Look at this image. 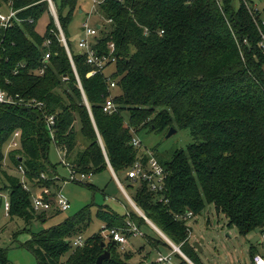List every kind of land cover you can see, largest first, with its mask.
I'll list each match as a JSON object with an SVG mask.
<instances>
[{
	"label": "trees",
	"instance_id": "1",
	"mask_svg": "<svg viewBox=\"0 0 264 264\" xmlns=\"http://www.w3.org/2000/svg\"><path fill=\"white\" fill-rule=\"evenodd\" d=\"M51 1L70 51L47 0H0V11L17 12L9 27L0 26V90L15 101L0 104V173L6 180L1 190L9 194V218L30 226L62 212H37L32 203L35 190L47 189L42 199L56 205L59 174L49 157L55 145L80 174L111 167L121 185L131 188L128 195L142 214L195 264L197 250L182 219L187 213L194 219L214 205L241 234L264 235V19L256 0H248L252 11L243 0H102L96 13L101 28L91 43L101 54H109L113 43L116 61L91 77L95 68L86 52L71 48L69 26L78 0ZM44 15L49 23L40 34ZM109 98L117 109L112 114L103 110ZM28 100L43 106H28ZM51 116L54 137L47 126ZM173 127L189 130L194 142L165 157L153 153L166 172L164 189L155 192L148 181L128 175L135 162L149 158L132 138L144 128L158 134ZM16 132L19 146L8 158L16 173L23 169L24 182L3 169L5 148ZM3 205L0 193V209ZM126 212L100 206L96 216L104 228H121L129 239L134 233L126 230L127 220L139 230L149 224L134 208ZM91 218L85 207L22 246L37 264H96L105 251L110 258L102 264H157L133 261L137 256L146 261L149 253L122 249L99 233L73 247ZM144 237L159 253V242ZM161 240L179 264H189ZM256 253L253 246L251 260ZM0 264H10L1 246Z\"/></svg>",
	"mask_w": 264,
	"mask_h": 264
},
{
	"label": "rangeland",
	"instance_id": "2",
	"mask_svg": "<svg viewBox=\"0 0 264 264\" xmlns=\"http://www.w3.org/2000/svg\"><path fill=\"white\" fill-rule=\"evenodd\" d=\"M256 3L257 9L260 11L262 18L264 19V0H256ZM78 4V9L69 26V33L72 36L71 48L76 52H78L77 47L79 40L84 37V23L89 22L91 25H94L95 21H99L95 12L91 14L92 6L87 0H78ZM4 8L5 9H3L2 12L8 14V7ZM50 9L55 19V5L54 10H52L51 7ZM48 23V15L41 17L37 25V31L40 34H43ZM59 27L60 24L58 25V28ZM113 68V66L109 67L107 69L108 72H111ZM125 118L128 120V114L125 115ZM168 132L157 134L144 128L138 134H134V137L142 142L143 148L151 151L152 154L155 153L156 155H163L164 157L169 155L174 149H185L189 144L194 142L189 130L176 129V132L170 137H167ZM13 148L15 147L10 143L5 148L6 159L4 161L3 169L8 173L21 175V179L24 180L25 176L22 175L21 172L16 173L13 170L10 159L8 158V153ZM59 151L61 152L60 149ZM61 155L58 153L56 146L52 145L49 157L52 164L56 165V171L59 174V179L57 180L59 186L57 196H61L70 202L71 207L68 211L60 212L59 214L54 215V217L48 218L45 222L41 220L34 221L30 226H27L22 219L16 218L15 220H11L7 217L5 203L8 202L9 194L1 190L6 184V180L0 173V193H2L4 204L0 209V246L8 250L10 264H37L33 254L28 249L23 248L22 245L26 241L32 239L35 234H40L41 231L55 227V225L64 222L85 207L89 208L92 218L89 225L83 231V234L80 235L84 240L94 234L99 233L102 235L107 232V229L104 228L105 222L102 219H98L96 216L100 206H107V208L112 209L114 212L116 211L120 215L128 213L126 212L128 209L130 210V208H134L130 200L126 197L121 185L118 184L115 176L109 171L99 172L98 174L93 175L88 181H84V183H89L95 186L94 189L89 188L84 183V185H79L74 181H70V171L63 164ZM120 179L124 180V177L122 176ZM27 184L26 187L31 189V185L29 186ZM123 187H125L124 189H126L125 191H127V195L128 193L130 194L131 188H128L126 185ZM35 191L38 193L40 190ZM55 209H58L57 204L54 205L51 212H54ZM205 213L206 215H199L192 219L188 224L189 228L192 229L189 240L190 244L202 241V250H198L196 254L198 263L253 264L250 257L253 246L257 247L259 254L264 256V242L262 241L263 234L260 230L252 231V233L248 235L241 234L238 228L228 225L226 215L224 213H217L214 205H210ZM147 222L149 225L141 226V235L134 234L128 239L129 244L126 249H132L133 251L143 249V256H147L149 253L148 260L146 259L145 261L137 256V258L133 260L136 262L143 261L144 263H147L152 260L154 261L158 254L157 249L147 242V238L144 237V234H147V236L159 242L160 246L158 248L162 254H171L170 249L164 245L161 240L163 237L160 235L162 234L158 233L149 221ZM173 260L176 264L179 263V259L174 257V255Z\"/></svg>",
	"mask_w": 264,
	"mask_h": 264
},
{
	"label": "built area",
	"instance_id": "3",
	"mask_svg": "<svg viewBox=\"0 0 264 264\" xmlns=\"http://www.w3.org/2000/svg\"><path fill=\"white\" fill-rule=\"evenodd\" d=\"M47 1L49 2V5H51L52 10H54V5L52 4V1L51 0H47ZM87 1L92 3L91 14L94 12L97 13L98 5L100 4V2L102 0H87ZM217 1L220 2L221 0H217ZM243 1H244L245 5L248 7V9L250 11H252V9H251L252 5L248 2V0H243ZM8 9H9L8 14H5L4 12L0 11V26L1 27H9L12 24L11 19L15 18V16H16L17 12H15L11 8H8ZM99 28H101V25L98 22L95 23L94 25H91L89 22L84 23V25H83L84 37H82L78 43V49H81L82 51L86 52L87 62L89 64L93 65L95 68L93 71H91L88 74V76H90V77L96 75L97 72L105 70L108 66H110L111 64H113L116 61V56H115L116 48H115V45L113 43H110V45H109V49H110L109 54H101L97 49H94L92 47V43H91L92 38L95 37V35H97ZM59 31H60V35H61V41L63 42L66 49L68 51H70L68 49V45H67L65 35H63V32H62L60 27H59ZM49 43H50V41H47L45 44L48 46ZM260 44L264 48V35L263 34H262V42ZM49 59H50V53L45 55V64L43 65L44 67H43L41 73H43L44 70L46 69V67H47L46 62ZM108 82L111 83L110 87L114 88L116 86V83L114 81H112L111 79H108ZM112 99L113 98H109L106 101L105 105L103 106V110L105 112H107L108 114H112L113 112H115L117 110ZM7 102L8 103H15L13 97L9 96L7 94V92H3L0 90V104H5ZM25 103H26V105L32 106V107L37 106V107L41 108L43 106L42 102H38L37 100H28V101H25ZM54 120H55L54 116H51L47 120V126L49 127L51 137H54L53 126H52V125H54ZM18 137H19V132H16L14 134V136L12 137V140L10 141L11 145L14 146L15 148L19 146V142H17ZM132 139H133L132 144L137 149H139L141 151L145 150V152H146V154H148L149 158H148L147 163H144V164L140 160L135 162V164L132 166V168L129 169L130 170L128 173L129 177L134 179V180H136L137 178H142L143 180L148 181L152 191L159 192L160 190H163L164 185H165L164 180L166 178L165 169H163V167L161 166V164L158 162L157 158L155 157L154 154H152L151 151L143 148L142 142L139 139H137L134 136ZM58 153L60 155L62 154L61 156H62L63 164L70 171V181H74L78 184H83L84 181H88L93 176L92 174H86V173L80 174L78 171L73 169L71 167V165L66 162V160H64V158H65V156H64L65 152L64 151L61 150V152L59 151ZM19 171L21 173H23V169L21 167L19 168ZM115 178L119 182L118 177L116 175H115ZM23 182H24V180H23ZM119 185H121V184L119 183ZM121 187L124 190L126 197L128 198V200H130V202L132 203V205L134 206V208L138 212V214L142 215V217L148 221V217L146 215H143L142 212L140 213L138 211V209L136 208V204L131 199V197H129L127 195L123 185H121ZM24 188H27L26 184H24ZM48 193H49V190L45 189V190H40L38 193H36L35 196H33L32 203L34 205V209L37 212H39V211H51L53 209V207H54L53 204L49 201L43 200L41 197L42 194H48ZM55 202L57 204L58 209L61 210L62 212L68 211L69 208L71 207V203L68 202L66 199L62 198L61 196H57V198L55 199ZM9 210H10V203L8 201L5 203V212H6L7 217H9L8 216ZM192 218H193V213H187V215L184 216L182 219L187 221V223L189 224V222L191 221ZM150 223H151V221H150ZM126 230H128L129 232H133L134 234H138V235L142 234L141 230H139L138 227L136 226V224L134 222H132L131 220L130 221L127 220V229ZM160 232H162V231H160ZM191 233H192V229L190 228L189 229V237H188L189 240H190ZM103 236H104L105 240L108 242L120 244V246H122V249H125L127 247V245L129 244L128 239H127L126 235L124 234L123 229L118 228V227H115L112 229H107V232L105 234H103ZM262 241L264 242V235H263ZM84 243H85V240L83 239L82 236H78L71 241V244L73 247L83 246ZM179 249H180V247H179ZM175 252L177 253L178 251H175ZM181 256L183 257V255H181ZM252 262L254 264H264V256L260 255L259 253H256L253 255ZM156 263L157 264H176L173 260V254L164 255L162 253H159L157 255ZM188 263L191 264L189 261H188ZM177 264H179V263H177Z\"/></svg>",
	"mask_w": 264,
	"mask_h": 264
},
{
	"label": "water",
	"instance_id": "4",
	"mask_svg": "<svg viewBox=\"0 0 264 264\" xmlns=\"http://www.w3.org/2000/svg\"><path fill=\"white\" fill-rule=\"evenodd\" d=\"M55 20H57V24L59 25L60 23H59V20L57 19L56 14H55ZM98 27H99V26H98ZM175 132H176V128L173 127L172 129L169 130V132H168V134H167V137H170V136L173 135ZM109 168H110V170H112L111 167H109ZM112 171H113V170H112ZM113 173H114V176H115L116 174H115L114 171H113ZM136 208H137L138 211L141 213L140 209H139L137 206H136ZM148 221L150 222L149 219H148ZM151 225L155 228V230L158 231V233L162 234V236L167 240V242L173 246V248L175 249V251H178V252H179L181 255H183V257H184L185 259H187L191 264H194L192 261H190V259H188V258H187V257L181 252V250L179 249V247H178V246H175V244H172V243L168 240V238H167L162 232H160L152 222H151ZM201 243H202V241L192 243L193 246L196 248L197 252H198V250H200V251L202 250ZM114 244H115V243H114ZM101 245H102L103 247H105V246H104V245H105L104 243H102ZM109 258H110V253H109L108 251H105L103 254H101L100 257H98V259H97V261H96V262H97L96 264H102V263H103V260H106V259H109Z\"/></svg>",
	"mask_w": 264,
	"mask_h": 264
},
{
	"label": "crops",
	"instance_id": "5",
	"mask_svg": "<svg viewBox=\"0 0 264 264\" xmlns=\"http://www.w3.org/2000/svg\"><path fill=\"white\" fill-rule=\"evenodd\" d=\"M88 3L92 6V3H90L89 1H88ZM4 9H5V8H4ZM82 11H83V10H82ZM95 23H97V21H95ZM56 149H57V151L59 152V149H58L57 147H56ZM110 172H111L112 175L114 176L113 171L111 170ZM118 180H119V179H118ZM117 182H118V181H117ZM119 183H120V181L118 182V184H119ZM120 184H121V183H120ZM262 244H263V243H262ZM256 249H258V248L256 247ZM159 253H161V252H159ZM159 253H158V254H159ZM258 253H259V252H258ZM158 254H157V255H158ZM171 254H172V253H171ZM251 261H252V260H251Z\"/></svg>",
	"mask_w": 264,
	"mask_h": 264
}]
</instances>
